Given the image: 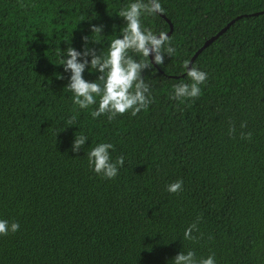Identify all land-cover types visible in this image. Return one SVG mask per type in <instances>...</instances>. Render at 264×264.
Instances as JSON below:
<instances>
[{
  "label": "trees",
  "instance_id": "16d2710c",
  "mask_svg": "<svg viewBox=\"0 0 264 264\" xmlns=\"http://www.w3.org/2000/svg\"><path fill=\"white\" fill-rule=\"evenodd\" d=\"M127 2L0 0V219L20 225L0 235V264H169L188 250L264 264V0H161L143 24L168 34L169 20L175 52L143 73L147 110L93 119L96 105L79 109L53 63L62 40L82 50L91 24L104 37L91 47L105 50ZM233 20L193 64L208 74L200 95L173 98L190 83L184 62ZM100 142L124 158L113 179L88 167ZM177 180L182 191L168 193Z\"/></svg>",
  "mask_w": 264,
  "mask_h": 264
},
{
  "label": "clouds",
  "instance_id": "9594fccd",
  "mask_svg": "<svg viewBox=\"0 0 264 264\" xmlns=\"http://www.w3.org/2000/svg\"><path fill=\"white\" fill-rule=\"evenodd\" d=\"M164 11L161 0H128L127 4L116 11V15L125 24L119 29V35L110 39L108 47L100 54L91 47L92 43H100L103 40V25L91 24L89 35H82V50L72 46V39L62 40L67 42V47H59L56 55L59 57L57 63L63 69L59 73L60 79L67 83L64 88L72 94V100L79 109H88L90 105H96L91 111L93 119L107 114L109 119L118 114L131 110L136 115L147 107L152 99L149 84L143 78V73L153 67V64L161 65L165 56H171L175 49L170 46L169 36L166 32L155 33L144 26L143 20ZM113 25V29L117 28ZM60 45V44H59ZM135 53L140 57L134 59L129 53ZM185 76L190 83L180 82L173 85L172 96L183 101L185 98H196L201 93V85L207 79V73L198 69L195 65L189 66L187 61L183 65ZM85 72L95 75V79L85 78ZM98 98V99H97ZM74 120V118H73ZM71 123V121H70ZM243 126V125H242ZM88 137L86 135H75L72 143L73 152L84 149ZM111 143L100 142L94 147L89 146L86 152L88 167L95 174L105 179H113L120 167L124 165V158L113 161L110 155ZM183 181L177 180L166 185L168 193L182 191ZM20 225L0 219V235L16 232ZM198 231L197 224L189 225L183 232L184 240H194V232ZM169 264H216L215 257L209 255L207 258H195L192 250L181 251Z\"/></svg>",
  "mask_w": 264,
  "mask_h": 264
},
{
  "label": "water",
  "instance_id": "95a60500",
  "mask_svg": "<svg viewBox=\"0 0 264 264\" xmlns=\"http://www.w3.org/2000/svg\"><path fill=\"white\" fill-rule=\"evenodd\" d=\"M262 13H264V12H262ZM261 14V13H260ZM254 15H259V13H256V14H254ZM164 18H165V16H163ZM241 17H238L236 20H239ZM166 19V18H165ZM236 20H233L232 22H230L225 28H223L218 34H216L215 36H213V37H211L210 39H208L205 43H204V45L195 53V55L193 56V58H192V60H191V62H190V64H189V66L191 67V66H193V64H194V62H195V60L202 54V52L206 49V48H208L214 41H216L220 36H222L224 33H226L227 32V30L235 23V21ZM168 21V23L170 24V28H171V30H170V32L168 33V36H170L172 33H173V25H172V23L169 21V20H167ZM155 67H157V65L156 64H153Z\"/></svg>",
  "mask_w": 264,
  "mask_h": 264
}]
</instances>
